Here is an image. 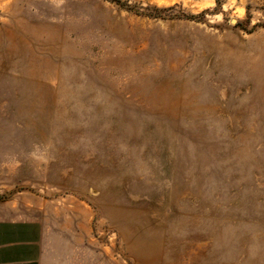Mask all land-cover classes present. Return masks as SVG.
I'll return each instance as SVG.
<instances>
[{"label":"rangeland","instance_id":"rangeland-1","mask_svg":"<svg viewBox=\"0 0 264 264\" xmlns=\"http://www.w3.org/2000/svg\"><path fill=\"white\" fill-rule=\"evenodd\" d=\"M0 218L42 264H264V0H0Z\"/></svg>","mask_w":264,"mask_h":264},{"label":"crops","instance_id":"crops-1","mask_svg":"<svg viewBox=\"0 0 264 264\" xmlns=\"http://www.w3.org/2000/svg\"><path fill=\"white\" fill-rule=\"evenodd\" d=\"M5 219L0 218V264H42L41 230L37 222Z\"/></svg>","mask_w":264,"mask_h":264},{"label":"bare ground","instance_id":"bare-ground-1","mask_svg":"<svg viewBox=\"0 0 264 264\" xmlns=\"http://www.w3.org/2000/svg\"><path fill=\"white\" fill-rule=\"evenodd\" d=\"M13 40H14V43L11 44L10 46V50L11 52L14 54H16L18 57H21V55H25V54H28L30 56V63L29 64L31 66V73H33V75L35 74L36 72V66L34 65V62H35V59H34V54H33V51H32V48L29 46L28 43L24 42L23 39L18 38V35H14L13 36Z\"/></svg>","mask_w":264,"mask_h":264},{"label":"water","instance_id":"water-1","mask_svg":"<svg viewBox=\"0 0 264 264\" xmlns=\"http://www.w3.org/2000/svg\"><path fill=\"white\" fill-rule=\"evenodd\" d=\"M232 22H233V23H235V22H236V20H235V19H233V20H232Z\"/></svg>","mask_w":264,"mask_h":264}]
</instances>
